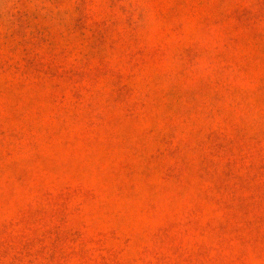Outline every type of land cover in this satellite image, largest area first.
Listing matches in <instances>:
<instances>
[{"label": "rangeland", "instance_id": "obj_1", "mask_svg": "<svg viewBox=\"0 0 264 264\" xmlns=\"http://www.w3.org/2000/svg\"><path fill=\"white\" fill-rule=\"evenodd\" d=\"M0 264H264V0H0Z\"/></svg>", "mask_w": 264, "mask_h": 264}]
</instances>
